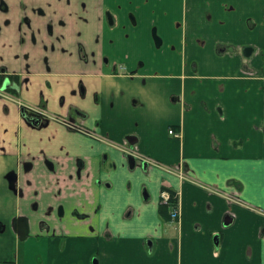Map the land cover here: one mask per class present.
Instances as JSON below:
<instances>
[{"label": "crops", "instance_id": "obj_1", "mask_svg": "<svg viewBox=\"0 0 264 264\" xmlns=\"http://www.w3.org/2000/svg\"><path fill=\"white\" fill-rule=\"evenodd\" d=\"M84 1L99 39L86 47L88 69L25 70L29 57L10 65L4 39L0 65L26 75L24 100L42 90L53 111L64 112L54 101L65 80L84 125L120 144L135 136V152L167 169L131 170L120 150L53 125L37 130L0 99V262L264 264V0ZM163 189L177 194L175 221L160 206ZM34 202L50 208L37 215L53 228L20 242L6 217L36 215Z\"/></svg>", "mask_w": 264, "mask_h": 264}, {"label": "flooded vegetation", "instance_id": "obj_2", "mask_svg": "<svg viewBox=\"0 0 264 264\" xmlns=\"http://www.w3.org/2000/svg\"><path fill=\"white\" fill-rule=\"evenodd\" d=\"M76 2H78V8H75ZM85 4L84 0H0V39H4L13 45L9 49L10 57L7 59L8 63L10 65H19L21 63L18 62L26 60L28 54L30 55L33 51H37L39 54V49L30 43L29 37L32 38L34 44L38 29L41 28L40 30L45 32L44 44L41 50L46 55L44 60L46 62L49 61L50 64H39L33 66V68L21 64V67L23 66L25 70H44L46 74L55 72V74L64 73L65 75L88 69L86 47L88 44L92 46L99 45V39L94 31L96 28V17L94 16L96 10L91 11L90 14L92 15L84 16L82 8ZM105 16L107 25L112 27L116 25L115 17L110 11H106ZM129 20L131 23H135V18L132 14L129 15ZM74 51H76L79 60L74 58ZM102 58L106 60L105 56ZM119 69L123 71L125 67L119 66ZM27 79L26 75L22 77L16 69L8 71L5 65H0V99L15 105L19 117L30 127L40 131H44L50 125L61 127L68 132L79 133L94 141L120 150L124 157L126 154H130L134 158L135 167L143 163L148 166L145 161L141 160V163L139 158L135 156V142L131 144L127 140L124 144H120L84 125L86 117L71 100L70 97L75 91L66 88L68 84L65 80L60 83L63 86L62 93L54 101L57 107L64 109V112H60L50 110V100L45 97L42 90L38 92L37 102L33 103L24 100L22 97L24 93L22 82ZM45 83L47 88H53V84L48 79L45 80ZM78 91L79 95L84 97L85 85L82 82L78 83ZM94 99L97 101L96 95ZM46 162L48 167L51 168L53 163L50 160H46ZM30 165L31 163L27 162L24 166L25 170L28 171ZM79 165L78 169L80 170ZM74 171L76 172V169ZM4 180L7 189L17 192V187L15 186L17 175L14 171L6 173ZM59 208L56 213L57 216L62 212V207L60 206ZM31 209L36 215H14L7 219L6 216H8L9 212H7V215L4 214L6 220H9L8 227L10 232L20 242L26 241L31 236L38 238V232L53 228L51 222H49L50 220L43 217L39 218L37 215L38 213L43 214L45 217L50 215V208H45L42 213L39 203L34 202ZM21 224L23 229L26 228L23 240L19 238L17 232ZM6 229V223L0 221V231L3 232ZM0 264H11V262L7 260L0 262Z\"/></svg>", "mask_w": 264, "mask_h": 264}, {"label": "built area", "instance_id": "obj_3", "mask_svg": "<svg viewBox=\"0 0 264 264\" xmlns=\"http://www.w3.org/2000/svg\"><path fill=\"white\" fill-rule=\"evenodd\" d=\"M168 133L173 135L174 137H180V135H181L180 131H178L172 127L168 129ZM135 156L137 158H140V160L145 161L148 165L152 164V165L157 166L159 168L167 169V167H165V165H163L162 163L157 162V161H150L145 157L139 156V154H137L136 152H135ZM168 170H171V169H168ZM177 174L181 178L184 177L183 172H179ZM175 195H176V199L173 201L170 197V192L168 190H161V193H160V202L165 204L168 207L169 217L171 220H174V221L179 218L177 194H175Z\"/></svg>", "mask_w": 264, "mask_h": 264}, {"label": "rangeland", "instance_id": "obj_4", "mask_svg": "<svg viewBox=\"0 0 264 264\" xmlns=\"http://www.w3.org/2000/svg\"><path fill=\"white\" fill-rule=\"evenodd\" d=\"M41 28H39L38 29V33L36 34V37H35V43L33 44V40H32V38H30L29 37V40L31 41H29L33 46H35V47H37L38 49H39V54H28V57H29V59H28V61H27V63H28V65H29V68H33V65L31 64V57H35V58H38L39 59V64L41 65V64H50V62L49 61H45L44 60V57H46V55L44 54V52L41 50L42 49V45L44 44L43 43V40H44V38H45V32L43 31V30H40ZM29 46H30V44H28ZM31 47V46H30ZM41 47V48H40ZM42 54H44V55H42ZM20 62H24V61H20Z\"/></svg>", "mask_w": 264, "mask_h": 264}, {"label": "water", "instance_id": "obj_5", "mask_svg": "<svg viewBox=\"0 0 264 264\" xmlns=\"http://www.w3.org/2000/svg\"><path fill=\"white\" fill-rule=\"evenodd\" d=\"M127 140H128V143H131L132 144V143H134L136 141V138L133 135H128L126 137V141ZM125 159H126V162H127L128 167L131 168V169H133L135 167L134 158L130 154H126L125 155ZM140 166H141L142 169H146L145 163L141 164ZM17 232H18L19 238L21 240H23L25 238L26 228L23 229L22 228V224H21V226H19V229L17 230Z\"/></svg>", "mask_w": 264, "mask_h": 264}, {"label": "trees", "instance_id": "obj_6", "mask_svg": "<svg viewBox=\"0 0 264 264\" xmlns=\"http://www.w3.org/2000/svg\"><path fill=\"white\" fill-rule=\"evenodd\" d=\"M163 190H165V189H163ZM166 190H168L170 192V197L174 201L176 199V195H175L176 192H174L172 190H169V189H166ZM160 206L161 207H165L168 210V207L165 204L161 203V202H160ZM168 214H169V210H168Z\"/></svg>", "mask_w": 264, "mask_h": 264}]
</instances>
